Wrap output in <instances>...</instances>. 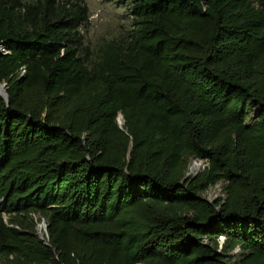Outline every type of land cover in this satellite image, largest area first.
<instances>
[{
    "label": "trees",
    "instance_id": "1",
    "mask_svg": "<svg viewBox=\"0 0 264 264\" xmlns=\"http://www.w3.org/2000/svg\"><path fill=\"white\" fill-rule=\"evenodd\" d=\"M129 3L0 0V264H264V0Z\"/></svg>",
    "mask_w": 264,
    "mask_h": 264
},
{
    "label": "rangeland",
    "instance_id": "2",
    "mask_svg": "<svg viewBox=\"0 0 264 264\" xmlns=\"http://www.w3.org/2000/svg\"><path fill=\"white\" fill-rule=\"evenodd\" d=\"M88 4L91 16L89 23L83 27V34L85 35V41L96 52L99 46L106 40H112L115 38H122L131 33L133 26V17L130 11L129 0H85ZM119 1V2H117ZM259 116V107L252 108L250 115L247 119L248 124H252ZM197 165L199 168L196 171H192L191 167ZM207 162L200 159H193L188 167L187 173H191L190 176L196 175L198 172L204 169ZM224 183H219L215 187L209 189L206 193V197L210 200H215L223 197ZM4 200H0V204ZM38 218V216H37ZM6 221L9 220L8 215H5ZM39 220V219H38ZM42 225V228L39 225ZM38 231L41 235L46 230L44 220L38 223Z\"/></svg>",
    "mask_w": 264,
    "mask_h": 264
},
{
    "label": "water",
    "instance_id": "3",
    "mask_svg": "<svg viewBox=\"0 0 264 264\" xmlns=\"http://www.w3.org/2000/svg\"><path fill=\"white\" fill-rule=\"evenodd\" d=\"M4 50H5L4 44L3 43H0V55L2 54V52ZM0 94L6 99L7 102L9 101L8 92H7L6 84L5 83H0ZM118 122H119L120 127L122 128V126H123V124L125 122L124 116L122 114L119 115ZM190 174L191 173H187V176H190ZM2 200H5V198L2 199ZM42 225L43 224L39 225V227L42 228ZM44 225H45V227L47 229V224H46L45 221H44ZM41 238H43V235H41ZM223 242H224V237L221 238V247L220 248H222Z\"/></svg>",
    "mask_w": 264,
    "mask_h": 264
},
{
    "label": "bare ground",
    "instance_id": "4",
    "mask_svg": "<svg viewBox=\"0 0 264 264\" xmlns=\"http://www.w3.org/2000/svg\"><path fill=\"white\" fill-rule=\"evenodd\" d=\"M198 166L197 165H193L192 167H191V170L194 172V171H196V170H198Z\"/></svg>",
    "mask_w": 264,
    "mask_h": 264
},
{
    "label": "built area",
    "instance_id": "5",
    "mask_svg": "<svg viewBox=\"0 0 264 264\" xmlns=\"http://www.w3.org/2000/svg\"><path fill=\"white\" fill-rule=\"evenodd\" d=\"M24 72H25V68L23 67V68H22V74H23Z\"/></svg>",
    "mask_w": 264,
    "mask_h": 264
}]
</instances>
